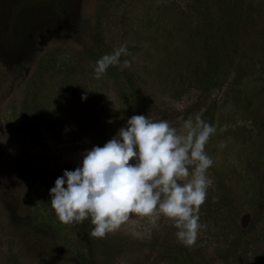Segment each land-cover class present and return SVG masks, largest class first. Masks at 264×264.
<instances>
[{"label":"rangeland","instance_id":"rangeland-1","mask_svg":"<svg viewBox=\"0 0 264 264\" xmlns=\"http://www.w3.org/2000/svg\"><path fill=\"white\" fill-rule=\"evenodd\" d=\"M200 13L220 31L219 19L235 14L264 36V0H0V264H11L12 247L20 264H76L74 248L95 264H264V209L254 216L253 205L264 170L263 48L240 42L248 60L238 53L236 66L249 76L237 88L234 72L204 97L176 85V73L201 58L191 37L205 33ZM87 24L103 54L126 44L131 55L121 62L131 67L95 78ZM127 74L143 96L129 95ZM196 114L216 131L206 145L214 184L199 213L207 228L193 246L163 217L153 225L133 214L103 239L89 237L88 222L59 221L50 189L82 166L86 150L103 147L133 115L180 128Z\"/></svg>","mask_w":264,"mask_h":264},{"label":"clouds","instance_id":"clouds-1","mask_svg":"<svg viewBox=\"0 0 264 264\" xmlns=\"http://www.w3.org/2000/svg\"><path fill=\"white\" fill-rule=\"evenodd\" d=\"M122 55H131L126 44L99 58L95 78L110 66L121 71L131 67L130 60L121 62ZM215 131L199 114L180 128L168 120L133 115L103 147L86 150L82 166L65 169L55 180L51 207L65 225L88 222L89 237L99 239L116 232L133 214L153 225L167 218L178 241L191 247L207 228L199 213L214 184L208 175L214 160L206 145Z\"/></svg>","mask_w":264,"mask_h":264},{"label":"trees","instance_id":"trees-1","mask_svg":"<svg viewBox=\"0 0 264 264\" xmlns=\"http://www.w3.org/2000/svg\"><path fill=\"white\" fill-rule=\"evenodd\" d=\"M216 9H219L220 6L216 5ZM253 12L256 10L251 9ZM220 11V10H219ZM202 14V15H201ZM202 19V28L205 31L203 35L197 34L195 31L192 33L191 37L196 39L198 37L200 43V54L201 58L195 62H187L186 69L188 74L184 72H177L176 80L174 83L176 85L185 83L187 89H196L199 92L198 96L204 97L208 95L211 90L214 88H221L223 83L228 79L229 75L234 72L232 85L237 88L239 82H241L245 77L249 76L244 71L242 65L236 66L239 60H236V56L240 50V42L243 44L249 45L252 48H263L260 49L264 53V46L262 40L264 36L262 31H254L252 24L247 21H244V25L239 24V18L235 17V14L228 13L225 18L219 19V22L222 25V30H218V27H212L209 19L204 13H200ZM224 20V23H223ZM88 31V48L87 53L94 59L98 60L104 54L101 47V37L95 31L93 26L87 24ZM253 28V31L250 32V28ZM249 50L248 46L245 47ZM244 62L248 60L247 55L239 53V58ZM137 82L133 80L131 75H126V87L129 91L130 96H143L145 92L140 93L138 89ZM187 91V90H186ZM172 96L178 95V90L172 91ZM254 216L259 215V213L264 209V170L261 174V178L257 185L256 196L254 198ZM35 229L39 230L41 233L48 237H55L54 232L51 227L48 225L37 224L34 226ZM12 252L14 257L11 260V264H20L18 261L17 252L12 248L9 249ZM65 252H68V250ZM68 253L71 255V259L76 264H95L91 256H85L81 253L79 248L71 249Z\"/></svg>","mask_w":264,"mask_h":264}]
</instances>
